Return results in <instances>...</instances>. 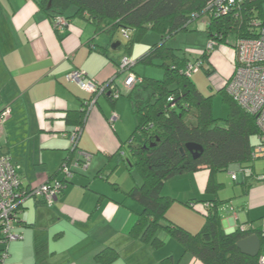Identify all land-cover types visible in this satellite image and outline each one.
<instances>
[{"label": "crops", "instance_id": "obj_1", "mask_svg": "<svg viewBox=\"0 0 264 264\" xmlns=\"http://www.w3.org/2000/svg\"><path fill=\"white\" fill-rule=\"evenodd\" d=\"M74 13L68 9V26L58 32L36 0H0V112L6 113L0 125V153L16 166L23 188L61 179L59 168L65 159L72 170L51 208L38 199L23 202L20 223L14 229L21 239L9 244L3 264H101L97 255L105 249L116 253L110 264H161L164 260L166 264H201L164 232L157 235L163 245L156 249L128 235L141 211L126 196L138 178L125 165L120 169L122 162L116 157L118 152L125 153L134 128L129 103L120 98L110 103L106 96H98L86 113L77 149L72 150L67 135L76 127L81 103L89 95L67 81L66 74L77 69L100 85L117 83L122 76H116L113 61L124 54L120 46L110 48L113 36L96 33L89 20ZM135 66L131 70L138 75ZM112 114L116 119L110 122ZM251 141L255 144L257 138ZM81 151L91 155L84 170L74 165ZM242 170L234 164L217 172L218 187L210 192L204 167L168 179L163 194L174 201L167 220L196 233L204 222L199 209L216 199L225 233L242 225L260 230L264 181L245 176ZM251 171L264 173V159L255 161Z\"/></svg>", "mask_w": 264, "mask_h": 264}, {"label": "trees", "instance_id": "obj_2", "mask_svg": "<svg viewBox=\"0 0 264 264\" xmlns=\"http://www.w3.org/2000/svg\"><path fill=\"white\" fill-rule=\"evenodd\" d=\"M36 2L51 22L56 15L68 19L65 14L68 9L73 8L74 16L89 20L96 33L105 32L113 36L120 30L127 31L126 42L120 45L124 53L122 56H130L133 45L146 33L153 31L161 36L160 41L153 44L135 63L152 66L158 61L156 65L163 71L162 78L137 75L141 82L124 94L134 119V128L129 136L126 152L123 153L125 157L119 152L116 153V157L124 162L129 173L136 171L138 181L131 186L126 196L141 207L129 231V237L156 249L163 245L157 237L158 232L163 231L181 246L183 252L192 255L201 264H260L258 260L262 254L261 250L256 257H250L239 251L236 242L256 234L263 245L264 233L261 228L260 230L249 228L244 231L238 228L232 233H225L221 227L216 199L199 209L198 212L204 217V222L196 233H190L166 218V212L174 201L163 194V186L168 179L196 172L204 167L208 171L207 191L210 192L211 189L218 187L214 179L217 172L225 171L234 164L251 171L252 164L258 160L251 157L257 143L256 141L252 144L251 138L258 136L255 118L240 107L225 90L232 74L219 90L227 103L228 113L223 125H218L212 116L210 98L203 96L190 80L191 75L187 76L185 73L190 64L189 60L179 57L173 49L165 45V41L174 34L187 31L188 26L197 23L191 22V19L194 14L203 10L206 0H36ZM252 11H257V17L263 19L264 0L244 1L240 16L237 18L230 15L212 19L204 29L208 40L212 39L221 44L228 38L235 40L252 37L247 32ZM99 52L105 54L103 50ZM210 55L211 52L207 53L205 50L196 60L200 61V68L202 61H208ZM113 62L117 67L119 62ZM108 84L101 95L113 103L123 92L114 80ZM89 98L90 96L86 100ZM81 104L74 122L75 128H82L86 117L87 106L85 103ZM188 144L202 148L198 157L194 158L193 153L186 148ZM76 149L77 147L73 151ZM53 181L62 183L61 194L70 178L65 179L61 173V179ZM188 204L194 208V205ZM115 259L116 253L109 249L97 255V260L101 264H110ZM166 263L167 260L161 262Z\"/></svg>", "mask_w": 264, "mask_h": 264}, {"label": "built area", "instance_id": "obj_3", "mask_svg": "<svg viewBox=\"0 0 264 264\" xmlns=\"http://www.w3.org/2000/svg\"><path fill=\"white\" fill-rule=\"evenodd\" d=\"M247 0H206L205 7L200 13L193 15L191 22L200 21L205 29L212 19L224 16L237 18L242 11V3ZM250 19L247 32L250 38L235 39L234 48L236 50V62L230 80L226 85V92L233 100L246 112L254 116L258 129L257 143L254 146L251 157L253 159H264V18H258L256 12ZM190 22V23H191ZM52 25L58 32L63 31L68 26V20L63 16L56 15L52 18ZM124 38H127V31L121 30ZM214 40H209L206 52L213 50ZM117 66L118 75L124 76L122 89L129 91L133 86L141 82L140 77L135 75L131 69L135 62L127 56L120 57ZM200 68V61L189 64L186 68V75L189 76ZM66 80L75 83L90 98L86 100V112L95 104L109 84L100 85L93 79H86L83 71L74 69L66 74ZM122 91V92H123ZM6 113L0 112V125ZM116 119L112 114L110 122ZM82 128L77 127L70 132L67 137L72 146V150L77 147V141ZM80 159L74 165L84 170L88 166L91 155L86 152H78ZM65 179L72 176L71 166L68 161H64L60 167ZM245 176L253 177L255 180L264 181V173L252 175L249 169L242 170ZM62 183L57 181H47L41 185L23 188L20 177L16 172V166L10 158L0 153V262L3 264L8 257L9 244L21 236L14 232L18 225L19 213L23 202L29 198L40 199L47 208H51L58 200ZM261 230L264 233V218L261 220ZM241 231L247 230L246 225L239 227ZM259 263L264 264V255L259 256Z\"/></svg>", "mask_w": 264, "mask_h": 264}, {"label": "rangeland", "instance_id": "obj_4", "mask_svg": "<svg viewBox=\"0 0 264 264\" xmlns=\"http://www.w3.org/2000/svg\"><path fill=\"white\" fill-rule=\"evenodd\" d=\"M110 38V37H109ZM114 41H118L121 44L126 42V38L123 37L121 30L113 35ZM161 39L160 34L156 32L146 33L138 42L133 45V52L128 56L132 61L136 62L137 56H142L153 44L159 42ZM209 40L202 27L200 21L196 24L188 26L187 31L177 32L172 37L165 41V45L168 48L173 49L174 53L179 57H185L192 64L202 55L206 50ZM235 40L233 38H228L225 43L214 42V47L210 55V60L202 61V68L191 74L190 80L194 83L196 88L203 94V96H208L211 100L212 116L217 120L218 125H223V120L227 116L228 109L227 103L222 97L219 90L223 86L224 82L229 78L233 72L235 66V55L236 50L233 47ZM112 44V43H111ZM110 44V48H111ZM122 50V49H121ZM144 52V53H143ZM141 54V55H136ZM155 61L151 65H143L137 63L135 66V73L139 76H146L150 78L160 79L162 78V69L156 64ZM210 73L207 74L206 72ZM122 76V75H121ZM124 76L117 79V83L122 89V82ZM123 91V90H122ZM125 91L119 97V101H125V105L128 104L125 98ZM102 101V100H101ZM256 139V137H252ZM126 148V147H125ZM124 148V150H125ZM126 152V151H125ZM123 163L120 169H123ZM125 167V166H124ZM126 170V168H125ZM134 170V169H133ZM129 173V172H128ZM127 172L125 173L126 178ZM132 175L136 177V171H132ZM162 234L163 231H159Z\"/></svg>", "mask_w": 264, "mask_h": 264}, {"label": "water", "instance_id": "obj_5", "mask_svg": "<svg viewBox=\"0 0 264 264\" xmlns=\"http://www.w3.org/2000/svg\"><path fill=\"white\" fill-rule=\"evenodd\" d=\"M121 43L115 41L111 44V49H115L117 46H120ZM109 94V93H107ZM186 148L193 153V157L196 158L202 152V148L198 145L188 144ZM261 241L256 234L249 235L244 237L236 242V247L239 251L247 256L256 257L261 250Z\"/></svg>", "mask_w": 264, "mask_h": 264}]
</instances>
